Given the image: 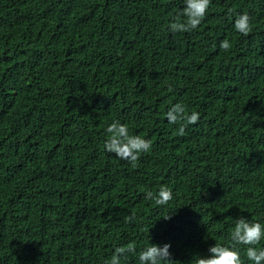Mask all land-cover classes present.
Instances as JSON below:
<instances>
[{"label":"trees","instance_id":"16d2710c","mask_svg":"<svg viewBox=\"0 0 264 264\" xmlns=\"http://www.w3.org/2000/svg\"><path fill=\"white\" fill-rule=\"evenodd\" d=\"M184 7L0 0V264L39 240L48 264H105L129 243L121 264L150 244L196 264L231 246L241 216L264 224V0H211L196 30L173 33ZM175 104L199 113L184 135ZM114 121L152 143L135 166L105 150ZM161 186L172 199L158 206L146 193Z\"/></svg>","mask_w":264,"mask_h":264},{"label":"clouds","instance_id":"9594fccd","mask_svg":"<svg viewBox=\"0 0 264 264\" xmlns=\"http://www.w3.org/2000/svg\"><path fill=\"white\" fill-rule=\"evenodd\" d=\"M185 7L181 12L173 17V22L169 28L173 33H186L196 30L205 18L211 0H184ZM183 18V19H182ZM235 30L247 36L252 30L251 17L248 13L239 14L234 22ZM222 50H228L231 45L227 40L221 42ZM167 119L171 124H180L178 133L185 134L188 125H195L199 120V113L193 111L189 114L183 104L173 105L167 113ZM110 134L105 142V150L114 153L118 158L127 160L135 166L136 161L143 152L151 149L152 143L140 136L129 135L127 125L120 124L119 121L112 122L106 129ZM146 199L154 200L158 206L166 205L172 199V192L167 186H161L158 193L147 192ZM63 217H52L51 223L59 222ZM167 216L163 219L170 220ZM126 222H131L132 217H126ZM234 228L230 230L231 246L215 244L208 249L209 256L199 258L196 264H243L238 250V245L248 246L246 255L253 264H264V249L253 247L264 239V224L249 222L243 216L234 221ZM171 245L165 244L163 247L150 244L145 247L138 256V264H177L170 253ZM136 254V245L129 243L125 247H118L110 260L105 264H121V258H127L128 253ZM45 252L42 242L30 245L23 254L21 264H48L44 258Z\"/></svg>","mask_w":264,"mask_h":264}]
</instances>
